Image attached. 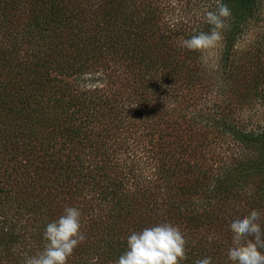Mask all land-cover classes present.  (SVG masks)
<instances>
[{
    "label": "trees",
    "instance_id": "obj_1",
    "mask_svg": "<svg viewBox=\"0 0 264 264\" xmlns=\"http://www.w3.org/2000/svg\"><path fill=\"white\" fill-rule=\"evenodd\" d=\"M223 2L209 57L182 41L217 0H0V264L42 251L65 207L86 237L67 264H116L164 222L180 264H231L230 223L264 227L261 1Z\"/></svg>",
    "mask_w": 264,
    "mask_h": 264
},
{
    "label": "clouds",
    "instance_id": "obj_2",
    "mask_svg": "<svg viewBox=\"0 0 264 264\" xmlns=\"http://www.w3.org/2000/svg\"><path fill=\"white\" fill-rule=\"evenodd\" d=\"M209 31H200L182 41L188 50L215 47L222 40V32L231 27L232 9L223 0H217L215 10L204 12ZM81 211L65 207L58 219L49 222L43 233L46 243L43 250L26 257L24 264H67L78 244L86 237L81 232ZM231 247L227 251L231 264H264V227L260 211L253 209L248 214L233 220ZM213 236H209L211 242ZM186 244L180 228L168 222L134 231L127 237V250L116 264H180L186 259ZM195 264H212L211 257L195 261Z\"/></svg>",
    "mask_w": 264,
    "mask_h": 264
},
{
    "label": "rangeland",
    "instance_id": "obj_3",
    "mask_svg": "<svg viewBox=\"0 0 264 264\" xmlns=\"http://www.w3.org/2000/svg\"><path fill=\"white\" fill-rule=\"evenodd\" d=\"M261 1V6H260V21L257 22L256 25V28L257 29H260L262 32H263V35H264V0H260ZM221 43H218L215 47H212V48H208L206 49V54L207 56L211 57L214 53L217 52V50L220 48V45ZM214 62H216V60H213ZM23 262V261H21ZM20 264V263H18Z\"/></svg>",
    "mask_w": 264,
    "mask_h": 264
}]
</instances>
